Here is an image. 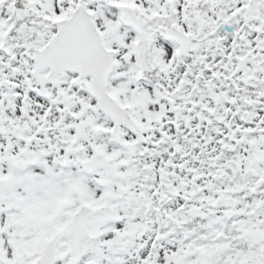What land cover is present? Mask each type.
Returning <instances> with one entry per match:
<instances>
[{
    "label": "snow or ice",
    "instance_id": "snow-or-ice-1",
    "mask_svg": "<svg viewBox=\"0 0 264 264\" xmlns=\"http://www.w3.org/2000/svg\"><path fill=\"white\" fill-rule=\"evenodd\" d=\"M0 264H264V0H0Z\"/></svg>",
    "mask_w": 264,
    "mask_h": 264
}]
</instances>
